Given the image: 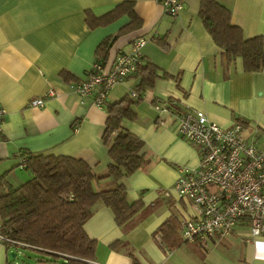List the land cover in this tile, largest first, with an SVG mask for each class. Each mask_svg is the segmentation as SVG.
I'll return each mask as SVG.
<instances>
[{
	"label": "crops",
	"instance_id": "obj_1",
	"mask_svg": "<svg viewBox=\"0 0 264 264\" xmlns=\"http://www.w3.org/2000/svg\"><path fill=\"white\" fill-rule=\"evenodd\" d=\"M124 1L134 2L139 26L119 35L103 67L109 68L119 53H129L135 39L144 38L141 62L158 68L159 75L178 77V83L174 78L156 79L133 108L135 120L121 123L143 142L144 157L149 160L122 181L128 201H140L144 210L124 230L109 208L96 204L83 224L85 234L97 243L95 259L89 264H131L132 256L140 264H264V238L252 240L242 223L229 237L212 239L206 247L185 243L168 251L153 238L171 215L181 222L193 213L172 189L179 169L195 168L199 162L197 150L178 135L175 115L156 111L154 99L202 111L225 129L240 120L246 124L247 139L264 142V67L245 73L237 59L227 74L221 64L222 51L198 16L200 0H182L183 9L176 18L166 16L158 0H0V107L5 111L0 180L5 176L13 187L22 184L24 177L18 172L24 171L19 168L24 152L80 159L96 176L106 174L109 159L101 141L106 111L92 106L90 99L81 100L60 73H69L76 84L85 80L97 47L130 24L122 17L91 30L85 13L101 17ZM218 1L230 10L231 23L245 38L259 36L264 41V0ZM138 84L132 77L116 84L107 104L123 99ZM48 89L54 96L41 108L28 106ZM109 186L108 179L94 184L97 191ZM8 257L0 242V264H8Z\"/></svg>",
	"mask_w": 264,
	"mask_h": 264
},
{
	"label": "trees",
	"instance_id": "obj_2",
	"mask_svg": "<svg viewBox=\"0 0 264 264\" xmlns=\"http://www.w3.org/2000/svg\"><path fill=\"white\" fill-rule=\"evenodd\" d=\"M133 1H124L101 17L85 13V23L91 30L107 27L122 17L130 24L118 34L106 38L95 52V63L103 65L109 48L125 30L139 26L133 9ZM198 16L214 44L221 49L222 67L231 73L237 59L242 71L255 73L264 67V41L262 38H245L241 29L231 23V12L218 0H200ZM164 48V46H163ZM151 63L141 62L131 77L139 84L123 99L107 104L106 121L101 141L107 149L109 163L103 176H96L92 168L80 159L67 156L30 154L24 152V171L31 177L28 181L13 187L5 176L0 180V218L2 232L13 242L40 255L61 260L62 264H89L94 261L97 243L83 230V224L91 216L96 204H102L113 213L115 222L124 230L132 226L133 219L144 210L140 201L129 202L123 179L149 163L144 157L143 142L134 134L123 129V120L134 121L133 108L143 99V94L154 86L156 79H175L162 73ZM63 79L76 85L75 79L65 72ZM130 78V77H129ZM78 84V83H77ZM176 112L182 109L175 106ZM244 127V122L238 120ZM77 123L75 124V126ZM20 162V160H19ZM110 180V188L95 190L94 184ZM156 204L150 209H153ZM149 209V210H150ZM153 238L168 251H174L186 242L181 237V222L171 215L153 233ZM8 249L19 248L16 244H4ZM40 263H45L39 258ZM8 264H11L10 261ZM131 264H140L133 256Z\"/></svg>",
	"mask_w": 264,
	"mask_h": 264
},
{
	"label": "built area",
	"instance_id": "obj_3",
	"mask_svg": "<svg viewBox=\"0 0 264 264\" xmlns=\"http://www.w3.org/2000/svg\"><path fill=\"white\" fill-rule=\"evenodd\" d=\"M158 2L163 13L171 18H176L183 9L182 0ZM145 44L144 38L135 39L131 51L119 53L109 68L94 63L85 80L73 86L74 93L81 100L90 99L92 106L106 107L112 87L136 73ZM53 96L54 91L48 89L28 106L41 108ZM130 97L136 99L137 95L131 92ZM152 104L156 111L175 115L178 135L199 154L195 168L179 169L172 189L175 197L193 211L181 221L182 239L206 247L212 239L229 237L241 223L248 228L252 240L264 238V142L247 139L245 127L240 123L225 129L210 122L202 111L176 112L175 101L156 98ZM4 117L5 111L0 107V134ZM23 167L24 160L20 159L19 168ZM0 242L24 246L2 232L1 222Z\"/></svg>",
	"mask_w": 264,
	"mask_h": 264
},
{
	"label": "rangeland",
	"instance_id": "obj_4",
	"mask_svg": "<svg viewBox=\"0 0 264 264\" xmlns=\"http://www.w3.org/2000/svg\"><path fill=\"white\" fill-rule=\"evenodd\" d=\"M18 174H21L24 177V181L22 183L28 181L31 177V175L27 171H20L18 172ZM20 184L21 183H17L16 186H19ZM7 251H8V254L11 251L16 252L15 260L11 262V264H62L61 260L54 261L52 257L46 256V255H40L28 248H21V247L17 249L10 248ZM39 258H43L45 263L38 262Z\"/></svg>",
	"mask_w": 264,
	"mask_h": 264
},
{
	"label": "water",
	"instance_id": "obj_5",
	"mask_svg": "<svg viewBox=\"0 0 264 264\" xmlns=\"http://www.w3.org/2000/svg\"><path fill=\"white\" fill-rule=\"evenodd\" d=\"M9 261L13 262L15 260V256H16V252L15 251H11L9 254Z\"/></svg>",
	"mask_w": 264,
	"mask_h": 264
},
{
	"label": "bare ground",
	"instance_id": "obj_6",
	"mask_svg": "<svg viewBox=\"0 0 264 264\" xmlns=\"http://www.w3.org/2000/svg\"><path fill=\"white\" fill-rule=\"evenodd\" d=\"M21 158H23V157H21Z\"/></svg>",
	"mask_w": 264,
	"mask_h": 264
}]
</instances>
